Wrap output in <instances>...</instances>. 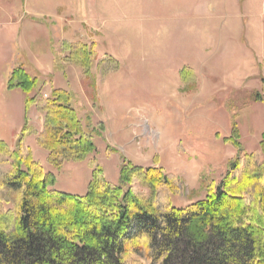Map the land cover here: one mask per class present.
<instances>
[{
	"label": "rangeland",
	"instance_id": "374dc122",
	"mask_svg": "<svg viewBox=\"0 0 264 264\" xmlns=\"http://www.w3.org/2000/svg\"><path fill=\"white\" fill-rule=\"evenodd\" d=\"M18 67L39 79L31 96L72 93L94 154L49 164L43 114L6 88ZM263 81L264 0H0V139L12 150L28 123L25 145L64 194L84 196L95 168L115 185L131 164L178 178L176 207L204 199L238 153L223 141L234 127L245 153L260 154Z\"/></svg>",
	"mask_w": 264,
	"mask_h": 264
},
{
	"label": "trees",
	"instance_id": "16d2710c",
	"mask_svg": "<svg viewBox=\"0 0 264 264\" xmlns=\"http://www.w3.org/2000/svg\"><path fill=\"white\" fill-rule=\"evenodd\" d=\"M72 50L86 68V46ZM38 86L21 67L6 81L26 95V110L36 104L43 114L37 142L49 164L59 169L94 154L72 93L55 89L39 99L31 96ZM27 124L12 150L0 139V264H264V133L260 154H247L234 127L235 137L223 141L238 153L223 179L204 199L176 207L178 178L159 167L124 165L115 185L95 168L84 196L52 190L54 176L25 145Z\"/></svg>",
	"mask_w": 264,
	"mask_h": 264
}]
</instances>
